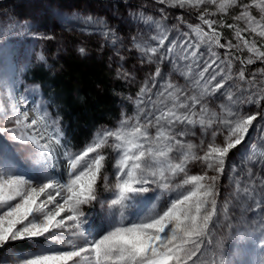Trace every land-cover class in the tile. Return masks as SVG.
Here are the masks:
<instances>
[{
    "label": "snow or ice",
    "instance_id": "snow-or-ice-1",
    "mask_svg": "<svg viewBox=\"0 0 264 264\" xmlns=\"http://www.w3.org/2000/svg\"><path fill=\"white\" fill-rule=\"evenodd\" d=\"M158 3L195 9L201 23L188 25L190 32L180 34L185 39H170L169 30L159 21L140 17L145 24L154 23L156 29L141 42L133 38L141 62L167 61L172 72L166 78L162 69L156 68L150 76L151 86L145 83L137 95L139 111L135 117L125 116L115 129L98 132L82 150L73 151L59 116L51 115L49 106L35 102L24 109L17 103L0 106V135L13 141V145L0 142V264H5L8 250L15 242L26 240L33 242L35 251L20 256L15 264H264V136L248 140L258 114H247L240 107H259L264 89L244 99L237 96L228 85L233 79L231 59L222 61L214 51L222 47L239 50L242 42L250 53L246 60H241L242 65L255 60L264 63V48L242 35L250 32L264 39V0L240 5L238 0ZM204 5H213L224 14L230 8H241L233 19L244 21L243 29L220 23V27L235 29L237 44L220 43L221 33L214 28L217 21L207 18L215 13L207 7L202 9ZM252 8L258 10L259 18L251 14ZM82 23L115 44V32L102 19L87 16ZM202 25H207V30ZM202 46H207L215 59L204 60ZM79 52L84 55L86 49L81 47ZM16 62L6 46L0 47V92H6L13 100L19 82ZM119 73L123 78L130 76L122 68ZM260 75L264 76V70ZM174 76L184 83L180 84ZM238 77L245 80L243 67ZM255 79L253 74L252 80ZM22 99L27 104V98ZM216 101L219 104L213 110L210 104ZM148 102L151 110L146 111L142 105ZM8 122L11 127L4 126ZM197 125L205 134L199 146L185 139L194 134L191 129ZM150 129H155V133ZM209 132L211 140H207ZM218 135L224 136L220 143ZM245 144L248 148L243 159L250 161L252 167L260 162L258 173L254 174L252 167L240 169L247 179L241 182L237 173L234 190L218 207V182L225 172L227 158L232 150ZM197 147L202 155L195 151ZM105 148L117 153L114 183L103 174L108 158ZM19 152L30 154L29 167L21 165ZM194 161L204 165L203 174H189L188 166ZM238 167L233 165L231 170L237 172ZM181 174L183 179L176 182ZM100 181L112 193L110 199L100 197ZM156 189L160 190L157 202L169 195L168 205L160 210L158 203H152V197L147 195ZM233 202L246 205L245 212L256 215L236 221L242 226L237 229L242 231L241 241L246 243H240L234 258L226 262L218 243L215 248L209 247L213 244L209 237L221 214L225 220H231L229 205ZM96 204L107 208L106 219L99 225L93 218L94 212L84 207L94 209ZM209 255L211 259H206Z\"/></svg>",
    "mask_w": 264,
    "mask_h": 264
},
{
    "label": "rangeland",
    "instance_id": "rangeland-1",
    "mask_svg": "<svg viewBox=\"0 0 264 264\" xmlns=\"http://www.w3.org/2000/svg\"><path fill=\"white\" fill-rule=\"evenodd\" d=\"M251 0H238V5L249 4ZM207 7L209 12L215 13V15H209L207 18L217 21L214 28L221 33V44H228L231 42L233 45L238 41L235 38V29L227 26L220 27V23L224 25L235 24L239 28L243 29L244 21H236L234 16L239 15L241 8L239 6L230 8L227 14L217 12L215 6L204 5L202 9ZM163 10V11H161ZM251 14L259 18V12L255 8L250 9ZM199 15L195 9L169 7L167 4H160L158 0H0V47L6 46V51L10 56H15L17 62L15 63V71L19 75V82L17 85L18 91L15 94V99H11L6 92H0V106L10 107L11 103H17L21 109L30 107L34 102L39 104L43 103L48 106L47 101L43 98L41 88L38 84L28 82L25 78V72L33 67L44 66L47 69L52 68V65L56 59L62 55L63 51L70 50L75 56L82 60L89 61L90 63H100L104 61L107 68L116 79L126 83L127 92L120 97V111L121 116L118 122L114 126L99 127L93 134V137L98 132H102L108 129H115L122 118L135 117L138 114V108L136 107V99L140 89L148 83L151 86L150 76L155 73L156 68L159 66L162 69L165 77L172 72V65L167 61L157 63H142L141 55L133 46V38H137V42H141L143 38L150 37L155 33V24H145L140 17H151L152 21H159L162 26L169 30V38L173 39L181 37V32H190L188 25L200 24V20L194 15ZM92 16L98 19H102L104 24L112 29L117 40L115 44L110 41H106L104 36L99 31L93 30L91 27H87L82 23V18ZM166 17V18H163ZM181 18L183 22H181ZM207 30V25H202ZM151 28V31H149ZM179 29V31H177ZM242 35L249 41H255L257 47L264 48V39L255 36L250 32H242ZM195 39V37H191ZM154 43V42H153ZM241 48H215L214 51L219 55L220 60L227 61L231 59L232 62V75L233 79L228 81V85L232 86V89L236 92V95L241 99H244L247 95L252 93H258L260 89H264V76H261V70H264V63L259 60H255L253 64H241V60H246L250 53L247 49L243 48L242 42ZM83 47L86 49V54L82 55L79 49ZM204 60L215 59L208 51L207 46H202ZM44 59L41 60L40 57ZM121 56L124 57L121 60ZM239 57L240 59H233V57ZM225 65H221L224 67ZM244 68L245 80H240L238 73ZM130 74L128 78H123L122 73L118 74V69ZM253 74L256 75L255 81L252 80ZM173 79H178L180 84L184 83L182 78L174 76ZM219 79V77H218ZM255 84L252 87L249 83ZM227 86V85H226ZM33 90H35L33 92ZM156 89H153L155 92ZM22 98H27V104L24 103ZM147 101V97H145ZM155 100V96H153ZM219 101L211 103L210 107L215 110ZM145 110H151L150 102L142 105ZM240 107L247 114H258L256 121L253 122V128L250 129L249 141H255L257 137L264 136V128L260 126L264 125V100L260 102V106L255 104H242ZM50 114L54 115L49 109ZM4 126L11 127V122L6 123ZM154 134L155 129H150ZM194 134H189L185 137L186 140L191 141L193 144L199 146L200 141L204 138L205 134L202 129L197 125L191 129ZM92 137V139H93ZM91 139V140H92ZM224 139L223 135H218L217 142L220 143ZM90 140V141H91ZM207 140H211V133L207 134ZM0 142L13 145V141L7 140L4 136L0 135ZM19 147V145H16ZM206 148V145L204 146ZM248 145L238 146V149H234L230 152L227 158L226 168L224 174L218 182V188L220 190V196L218 197V207H222L225 200L229 198L230 193L235 188L234 179L239 173V179L241 182L247 179L240 169L252 167L250 161L244 160ZM109 149L112 153L113 164L111 175L109 177L110 182H115V173L117 169L114 167L116 162L117 153ZM80 151V150H79ZM199 154H203L201 149L197 147L195 149ZM19 161L23 167H29L31 165L30 154L27 152L17 153ZM233 165H238L237 172H233L231 169ZM66 167V165H65ZM260 162L255 167H252L254 174L258 173ZM189 174H203L205 168L200 161H194L188 166ZM57 171H60L58 168ZM215 173L209 172V175ZM66 175V173H65ZM183 179V174L177 177L176 182ZM99 194L102 199H110L112 193L107 191L103 187V181H100ZM152 197V203H158V210L163 209L169 203V195L165 194L159 202L156 201V197L160 195V190L147 194ZM175 196V193H171ZM151 206V205H149ZM86 211L94 212V219L99 225L105 221L107 216V208H101L99 204H96L94 209H90L88 206H84ZM245 206H240L235 202L229 205L231 220H225L221 214L218 221V226L212 230V235L209 237L213 240V244L209 247L215 248L218 243L221 246L225 261H230L234 258L238 251L240 243H246L241 241L242 226L237 224L236 221L243 217L247 219L249 216H255L256 213L245 212ZM229 223L233 224V227H228ZM28 248L25 250H16L12 246L9 248V253L5 264H15V261L20 256L29 255L35 248L32 241L26 240ZM11 253H14L12 255ZM3 255V253H0ZM206 259H211L209 255ZM191 264V262H189Z\"/></svg>",
    "mask_w": 264,
    "mask_h": 264
},
{
    "label": "trees",
    "instance_id": "trees-1",
    "mask_svg": "<svg viewBox=\"0 0 264 264\" xmlns=\"http://www.w3.org/2000/svg\"><path fill=\"white\" fill-rule=\"evenodd\" d=\"M62 53L51 64L52 68H30L24 78L40 86L49 109L59 116L69 148L79 151L99 127L118 122L120 97L127 92V86L114 77L104 61L90 63L70 50ZM104 152L108 158L103 174L107 176L111 175L113 157L109 149ZM12 247L22 251L28 248V243L18 241Z\"/></svg>",
    "mask_w": 264,
    "mask_h": 264
}]
</instances>
